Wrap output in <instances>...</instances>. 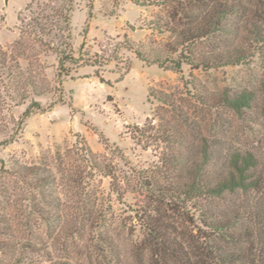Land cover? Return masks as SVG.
Instances as JSON below:
<instances>
[{
	"label": "rangeland",
	"instance_id": "374dc122",
	"mask_svg": "<svg viewBox=\"0 0 264 264\" xmlns=\"http://www.w3.org/2000/svg\"><path fill=\"white\" fill-rule=\"evenodd\" d=\"M255 1L243 2L247 23L242 16L229 19L239 27L237 37L216 41L224 49L242 45V62L211 69L183 63L177 74L152 63L157 56L176 58L181 50L173 53L172 34L153 25L170 23L171 7L159 0H74L69 42L76 57L96 63H66L65 75L58 76L56 51L64 48L65 35L52 27L61 22L50 17L49 35L32 23L34 18L44 23L42 15L54 14L62 0H0V217L12 226L14 245L12 253L0 252V264H139L145 232L139 208L144 205L146 213L154 204L145 187L143 199L133 185L139 172L144 181L164 183V144L137 137V129L156 126L155 111L162 112L161 103L148 94L151 88L171 94L201 121L214 143L215 163L221 165L230 149L264 158V45L252 43L248 32L250 20L264 29V5ZM18 41L22 47L15 45ZM241 92L254 95L243 119L224 107H202L194 97ZM29 106L31 113L23 119ZM84 144L101 167L114 170L118 193L104 169L91 168L80 150ZM19 167L45 169L54 181L37 188L29 182L33 179L13 174ZM256 201L251 192L222 203L254 207ZM186 210L193 221L183 227L194 234L203 227L193 204Z\"/></svg>",
	"mask_w": 264,
	"mask_h": 264
},
{
	"label": "trees",
	"instance_id": "16d2710c",
	"mask_svg": "<svg viewBox=\"0 0 264 264\" xmlns=\"http://www.w3.org/2000/svg\"><path fill=\"white\" fill-rule=\"evenodd\" d=\"M159 1L171 7L170 23L155 22L153 25L158 30L165 29L172 34L173 53L180 48L181 50L176 58L157 56L152 63L180 74L183 63L211 69L238 64L245 59L242 45L224 49L216 41L221 36L237 37L239 27L229 19L242 16L247 23L249 10L243 2L249 4L253 0ZM255 3L261 7L264 0H256ZM73 4L74 0H62L58 10L54 11V8L50 7L54 14L42 15L44 23L37 18H34L32 23L35 29L49 35L53 30L46 26L51 20L50 17L56 16L61 22V26L57 24L52 27L65 35L64 48L56 51L58 76L65 75L66 63L79 67L94 66L96 63V60L76 57L73 53L69 42L70 13L74 9ZM43 6L49 7L50 3ZM261 19L264 17L261 16ZM248 23L250 41L264 45V29L261 24L251 20ZM15 45L22 47L23 42L18 41ZM199 46L204 48L200 51ZM1 54L5 55L2 51ZM135 54L138 59L145 61L140 51H136ZM1 64L4 65V62ZM260 91V112L264 116V76ZM148 94L161 103L162 112L155 111L157 125L151 126L150 129H137L139 133L137 137L138 140L151 138L164 144L165 150L160 156L162 170L160 172L164 183L144 181V172H139L136 184L133 185L137 187L136 193L143 196V199L145 187L147 197L154 204L146 213L144 205L139 208L142 229L145 230L139 243L141 253L139 264H264V202L263 197H260L264 196V158L260 159L248 150L230 149L220 165L212 152L214 143L205 135L201 121L193 118L171 94L154 88H151ZM194 97L202 107H224L241 119L254 105V95L251 92L235 95L221 93L217 97L204 95ZM34 105L38 109L39 105L37 103ZM31 109V106L25 109L23 119L30 115ZM80 150L91 163V168L105 170L104 175L110 178L111 188L118 193L114 170L112 168L108 170L105 165L101 167L97 155L85 144ZM45 172V169L36 167H19V171H14L13 174L22 179L31 178L33 180L28 181L41 188L45 185L50 186L54 181V176L45 175ZM251 192L257 194L258 198V203L256 201L254 207L251 203L241 204L239 207L229 202L223 204L228 196L240 193L247 198ZM189 203L193 204L203 227H196L194 234L183 227L184 224L193 221L186 210ZM86 211L90 216L89 210ZM245 219L249 220L248 224L244 223ZM0 235L6 237L0 239V252L12 253L14 248L11 243L12 226L4 221L2 216Z\"/></svg>",
	"mask_w": 264,
	"mask_h": 264
}]
</instances>
